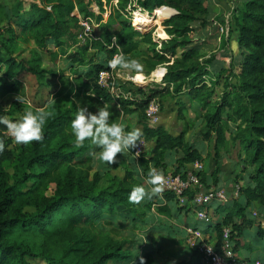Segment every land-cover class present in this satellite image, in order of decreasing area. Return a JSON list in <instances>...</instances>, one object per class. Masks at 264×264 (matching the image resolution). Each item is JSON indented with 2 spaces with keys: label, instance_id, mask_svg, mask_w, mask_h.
I'll return each instance as SVG.
<instances>
[{
  "label": "trees",
  "instance_id": "1",
  "mask_svg": "<svg viewBox=\"0 0 264 264\" xmlns=\"http://www.w3.org/2000/svg\"><path fill=\"white\" fill-rule=\"evenodd\" d=\"M103 1L107 6L113 0H41V6L21 0H0V30L7 33L6 38H0V73L1 66H6L0 75V94L15 92L20 86L15 79L23 71L15 60V55L22 51L18 38H29L36 50H44L50 43L61 47V39L69 34V29L78 27V20L72 15L76 10L97 27L92 30L96 39H89L67 58L75 89L69 97L87 100L95 112L97 107L108 106L113 113L110 119L116 122L126 115H136L142 128L141 140L150 142L151 147L137 160L132 153L129 155L128 163L138 173L108 177L107 184L102 186L103 176L92 172L89 151L94 146L87 141L83 147L74 146L70 122L77 108L72 102L71 107L61 103L45 110L38 106L29 109L45 113L44 139L40 142L12 149L3 137L4 127L0 126V140L5 145L0 153V264H133L134 260L140 264L141 257L144 264H157L159 258L153 249L142 246L144 239L135 243L127 238L116 240L105 234L103 227L118 225L133 231L134 237L136 233L141 235L154 217L170 220L177 212L188 211L187 202L179 205L166 192L162 198L153 197L146 203L132 204L128 200L131 189L143 184L140 169L146 176L151 168L164 169L168 164H176L181 170L201 160L184 133L174 136L163 126L151 127L147 122L145 111L151 101L176 95H185L198 104L208 128L205 135H213L215 148L220 146L229 153V141L239 146L241 171L237 179L244 181L239 197L230 199L228 211L211 225L217 243L222 228L230 226L235 260L246 262L236 254L241 249L251 250V246L241 244L243 229L253 224L244 215L251 203H257L262 215L254 239L263 242L264 249V0H241L234 9L231 32L235 34L239 60L228 67L226 89L218 101L213 100L218 76L214 78L212 73L218 62L202 61L203 44L191 36L195 24L203 28L202 18H210L207 0H115L116 5L109 7L107 21L101 24ZM93 4L96 15L90 8ZM138 8L148 16L155 10L158 19H166L158 40H154L151 31L136 30L150 23L145 17L135 15L136 29L131 24L128 15L136 14ZM113 36L117 37L115 44ZM221 41L223 46L227 44L223 38ZM90 50L104 53L107 60L119 54L125 59H136L147 76L164 65V87L145 91L143 86L128 84L133 87L128 89L133 93L131 97L115 101L97 84L98 73L108 67L89 58ZM26 71L37 79L44 73L35 60ZM10 80L12 83L7 84ZM13 109H19V105L15 104ZM7 114L0 106V115ZM198 176L205 188L216 186L215 181L207 184V175ZM191 197L192 191L187 194L188 202ZM220 207L214 212H220ZM144 231V236L151 232ZM165 264H198V255L191 251L186 257Z\"/></svg>",
  "mask_w": 264,
  "mask_h": 264
},
{
  "label": "rangeland",
  "instance_id": "2",
  "mask_svg": "<svg viewBox=\"0 0 264 264\" xmlns=\"http://www.w3.org/2000/svg\"><path fill=\"white\" fill-rule=\"evenodd\" d=\"M21 1H23L25 4L35 3L38 6H41V0ZM132 1L135 3V0ZM240 1L241 0H233V2L229 4L228 0H207L205 2V5L208 8V14L211 13L210 18H202V21L205 22L203 28L200 27V25L195 24L194 31L191 35L196 42L199 41L203 44L202 61L212 59L218 62V65H216L214 72L212 71L214 78L218 76V85L215 86L214 90V101L220 100L221 95L226 89L224 80L227 76L226 73L228 67H230V64H234V62L237 63V61L239 60L238 47L235 42V34L231 32V28L234 9L239 7ZM116 3L117 2L113 0L107 6H105V2L103 1L104 13L102 15L101 24H104L107 21L110 11L109 7L111 5H116ZM90 8L93 9L95 15L98 13L97 8L94 4ZM231 8H233V11L231 21L229 23L228 35L227 37H222L227 44L223 46V41H221L222 38L219 35V30L216 25L221 26L222 29L225 28V24L220 20H224V17L229 15V11L231 10ZM72 15L76 16L78 20V27L76 29H69V34L61 39V47L56 48L50 43L49 46L46 47V49L36 50L35 46L29 38H18V41L22 47V51L19 54L17 53V56L15 55V60L21 65L23 71H21V73H19V75L15 79L18 80L20 86L15 92L0 94V106L5 112H8L6 116L10 119H16L19 116L23 115L25 111H28L32 108L35 109L36 106L42 107L43 110H45L54 108L57 104L66 103L69 107H71V105L69 104L70 102H72V104L76 106V108L78 106H86L88 107L89 111L95 113L94 109L88 106L87 100H75L69 97V94L73 93L75 89L72 82V72L69 71L67 66V58L70 54L76 51L77 48L86 45V43L89 41L88 38L83 36L85 33V27L81 26L78 19V16H81L75 10L72 12ZM135 15H141L145 17L146 20L150 21V23L136 29L133 23ZM128 17H130L131 24L137 31L144 33L151 31L154 40H158L157 35L160 30L164 31L162 23L166 19H158L157 16H155V10L153 11L152 16H148L145 12L138 8L136 14L133 13L130 16L128 15ZM157 20L158 22L156 23L155 21ZM90 24L92 26V28L90 27V33H92V30L95 29L97 25L93 20L90 21ZM3 28H5V25ZM15 31L18 32L17 30ZM2 37L6 38L7 33L3 32V30H0V38L2 39ZM34 50L36 51V53H34ZM88 57L92 58L94 62L103 66H107L109 68L107 63L108 60L104 53L100 51L90 50L88 52ZM34 60L36 62V65L41 70H44L43 77L41 79L35 78L33 75L26 71V69ZM5 67V65L1 66L0 75L5 71ZM142 70L143 69L131 70L120 67L115 68L113 71V75L115 77L114 92L116 93L117 90L121 97L122 95H125L127 97L129 96L130 98L133 93H131L132 91H128V89L133 90V87L129 86L128 84L143 86L142 88L145 91L150 89L163 88L161 73H165L164 65L158 66L149 76L145 75ZM118 81L121 82L120 85L124 84L123 87H120V85L117 84ZM11 83L12 80H10V82H7V84ZM126 93H129V95H127ZM18 95L24 98L23 103H19L15 99V97ZM127 97L122 98L127 99ZM136 97L140 98L138 95H136ZM154 101L157 102L160 107L159 125L163 127L166 126L167 131L175 136L179 133H184L185 140L200 153L201 160L199 162L203 166L202 174L208 176L206 182L208 181L213 183L215 181L216 183V175L218 172L223 173V176H221V179L219 178V180H223L225 182H227L228 180L229 184L231 182H244L240 178L237 179V175L241 171V163L238 159L239 146L237 145V143H234L233 145V143L229 141V153H225L226 151L220 146L215 148L213 135H210L209 137H206L205 135L208 128L205 120H203L202 118L203 111L200 110L196 102H190L188 97L185 95H176L174 97L164 99L157 98ZM15 104L19 105L20 110L13 109ZM37 109L38 111L42 110H39L40 108ZM121 121L127 124L126 130H132L134 128H138L140 131L142 130L141 126H139L138 124V117L136 115H126L124 117L118 118L117 122ZM230 128L234 134V127L230 125ZM142 141L144 142V145L141 151L142 153H145L150 149L151 143L144 140ZM17 146L18 145L15 144L14 141L10 142V147L12 149L17 148ZM131 151L132 152H127L124 155L118 153L117 162L110 166L103 163H98L93 160L92 172H98L103 176V179L101 181L102 186L107 184L108 177L115 176L118 178H122L126 172L136 173L137 171L138 173V170H136L130 163H128V158H130L129 155L131 153L133 154V149ZM224 187L226 188V186ZM146 202L147 198L141 201V203ZM230 204L231 202L228 201L224 204L219 205L221 206V215L228 211ZM217 205L218 203H214L212 208H216ZM197 209L198 208H195L194 206L188 212H185V210L183 209L184 213L176 215L173 219L171 218V220H167L164 217H154L151 219L150 223H148L147 228L142 229V231L140 232L141 235L136 233V236L134 237L133 231L126 230L118 225H106L107 227H103V229L105 230V234L111 235L116 240L120 238H127L131 240L132 243H135V240L142 241L144 239L142 241V246L146 245L153 249L154 254L157 256V258H159V262L157 264L173 263L174 261L178 260V254L184 253L186 251H192V249L187 244L186 239L178 241L179 239L177 237V233L181 238L182 226L196 225L198 231H205L208 234L214 233L212 225L208 226L206 223L198 221L196 219ZM151 213L154 214L153 210L151 211ZM255 223L261 224L262 220H256ZM144 230H150L151 232H149V235L144 236ZM136 232H138V230H136ZM254 232L255 227L249 230L247 234V236L250 238V240L248 241V246H251V250H240L236 254L239 260L247 259L246 264H253L255 260H260L261 262L264 260V249L262 247L263 242L254 239Z\"/></svg>",
  "mask_w": 264,
  "mask_h": 264
},
{
  "label": "clouds",
  "instance_id": "3",
  "mask_svg": "<svg viewBox=\"0 0 264 264\" xmlns=\"http://www.w3.org/2000/svg\"><path fill=\"white\" fill-rule=\"evenodd\" d=\"M115 44L117 37L113 36ZM110 68H124L131 70H141L142 65L136 59H125L123 54L115 55L107 61ZM15 99L19 103L24 102L20 95ZM113 113L106 105L97 107L95 113L88 110L86 106H78L70 122L71 134L74 137V146L83 147L85 142L94 146L89 151L91 158L108 166L117 162V154L132 152V149L138 147V142L142 143L141 131L138 128L126 130L127 124L123 121L116 122L110 119ZM45 123V113L25 111L23 115L16 119H10L7 116L0 115V126L6 129L7 136L11 137L17 145H28L33 141L40 142L44 139L43 126ZM5 149L4 141L0 140V153ZM137 151L135 156L138 157ZM143 178V184L134 186L128 194L129 203L139 204L145 198H162L165 190V177L156 168H151L146 176H143V170L140 169ZM145 185L148 187L146 188ZM135 264V260L133 262ZM140 264H144L141 257Z\"/></svg>",
  "mask_w": 264,
  "mask_h": 264
},
{
  "label": "built area",
  "instance_id": "4",
  "mask_svg": "<svg viewBox=\"0 0 264 264\" xmlns=\"http://www.w3.org/2000/svg\"><path fill=\"white\" fill-rule=\"evenodd\" d=\"M232 1V0H231ZM233 8L229 11V15L224 17L223 23L225 28L222 29L221 26L216 25L219 30L220 37H227L229 31V23L231 21ZM79 23L81 26L85 27L84 37L88 39H96L92 36L91 24L89 18H81L78 16ZM91 27V28H90ZM219 37V39H220ZM113 41V40H112ZM115 68H108L101 70L97 76V84L100 88L106 90L112 98L117 101L118 99L127 96L114 92L115 88V77L113 71ZM164 87V84H163ZM129 95V93H126ZM129 98V96L127 97ZM29 105V104H28ZM38 110V109H36ZM40 110V109H39ZM145 116L149 126H155L158 124L160 116L159 104L155 101H151L148 105ZM3 137L11 142L13 139L6 134V129L4 128ZM143 142V141H142ZM144 145L138 142V147L133 149V158L137 160L139 158L135 156L137 151L142 153L141 149ZM165 177V190L164 192L173 195L179 202V205H183L187 201V194L192 191L191 204L198 208L196 210V219L206 223L208 226L216 221V215L212 208L214 203L218 205L228 202L230 199H237L240 194L241 184L233 183L231 186V192L227 190L224 186H211L205 188L200 182L199 174L203 172V166L199 161L187 164L183 169L178 170L176 164H168L164 169H157ZM210 206V207H209ZM209 207V209H205ZM255 218L261 219L257 213L253 214ZM231 228L230 226H225L221 230V238L217 244H209L201 242L199 234L191 229L187 230V244L195 251L198 255V264H246V262H237L235 260V254L233 253V244L230 239ZM253 264H263L260 260H255Z\"/></svg>",
  "mask_w": 264,
  "mask_h": 264
},
{
  "label": "crops",
  "instance_id": "5",
  "mask_svg": "<svg viewBox=\"0 0 264 264\" xmlns=\"http://www.w3.org/2000/svg\"><path fill=\"white\" fill-rule=\"evenodd\" d=\"M233 2V0L231 1V0H228V3L229 4H231ZM76 11V10H75ZM166 38H167V36H166ZM165 38V39H166ZM159 122H160V116H159V121H158V124L157 125H155V126H151V127H156V126H158L159 125ZM164 129L167 131V127L165 126L164 127ZM168 133H170L169 131H167ZM171 134V133H170ZM172 135V134H171ZM175 136V135H174ZM221 176H223V173H220V172H218L217 173V175H216V177H217V182L215 183V185L216 186H226V188H227V190L229 191V193L231 192V186H232V182L229 184L228 182V180H227V182H225V181H223V180H219V178L221 177ZM212 179V178H211ZM221 179V178H220ZM223 179H224V177H223ZM237 183H240L241 184V186L243 185V183L242 182H237ZM207 184H211V182H208L207 181ZM187 202V204H188V211L189 210H191V208L193 207V205L191 204V202L189 201H186ZM184 204H186V203H184ZM214 205V204H213ZM212 205V206H213ZM218 206V205H217ZM216 206V207H217ZM221 208V207H220ZM215 209V208H214ZM213 209V210H214ZM187 210H186V212H188ZM182 213H184V212H177V214L176 215H178V214H182ZM255 213H257L259 216H261V219L260 220H262V215L260 214L261 212H260V210H259V208H258V205H257V203H251L248 207H247V209L244 211V215H245V218L246 219H252L253 220V224H252V226L250 227V228H248V229H243V237H242V240H241V244L242 245H248V241L250 240V238L247 236V234H248V232H249V230H251L253 227H255L256 228V225H257V223H255V221L256 220H259V219H257V218H255L254 217V215L253 214H255ZM215 215H216V220L217 219H219L220 217H222V215H221V213L220 212H218L217 214L215 213ZM174 218V217H173ZM172 218V219H173ZM168 220V219H167ZM171 220V219H170ZM178 229V228H177ZM188 229H191V230H193V231H195V232H197L198 234H199V240L201 241V242H204V243H209V244H217V237H216V232H215V230H214V233H212V234H208L207 232H205V231H198L197 230V228H196V225H194V226H188V225H184V226H182V237L180 238V236H178V233H177V237H178V241H180V240H182V239H187V237H186V233H187V230ZM174 231V230H173ZM172 231V232H173ZM173 235V234H172ZM175 239V238H174ZM186 242H187V240H186ZM241 250H246V249H241ZM188 255V252L186 251V252H184V253H180V254H178L177 255V258H182V257H186L187 255ZM244 260H246L247 261V259H244Z\"/></svg>",
  "mask_w": 264,
  "mask_h": 264
},
{
  "label": "water",
  "instance_id": "6",
  "mask_svg": "<svg viewBox=\"0 0 264 264\" xmlns=\"http://www.w3.org/2000/svg\"><path fill=\"white\" fill-rule=\"evenodd\" d=\"M174 13V12H173Z\"/></svg>",
  "mask_w": 264,
  "mask_h": 264
}]
</instances>
